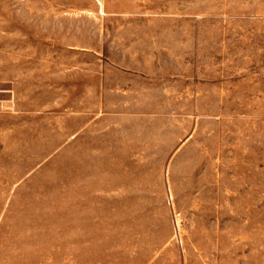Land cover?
<instances>
[{"label": "rangeland", "instance_id": "1", "mask_svg": "<svg viewBox=\"0 0 264 264\" xmlns=\"http://www.w3.org/2000/svg\"><path fill=\"white\" fill-rule=\"evenodd\" d=\"M0 264H264V0H0Z\"/></svg>", "mask_w": 264, "mask_h": 264}, {"label": "crops", "instance_id": "2", "mask_svg": "<svg viewBox=\"0 0 264 264\" xmlns=\"http://www.w3.org/2000/svg\"><path fill=\"white\" fill-rule=\"evenodd\" d=\"M117 67H115L116 69ZM119 68V72L123 73V77L126 76L129 77L131 80L129 81L131 84V86L133 88L136 87H140V86H146L144 87V89H142L143 91L139 90L140 92H134L132 94H130L127 90H120V88L116 89H112L110 90L111 93L108 94H119L120 95V99L118 100H114V102H109L112 103V106L110 107L111 110H109V112H103V116H110L113 119L116 118V120H112L111 121V125L114 123L115 128H119V131L117 133V140H125L127 139L126 137V133L124 132V129L127 128L125 123H130L131 125H139L136 124V122L139 121V119L143 118V117H148V118H154V117H159L160 113L159 110H161V106L159 104V102L155 101L153 102V91L152 89H154V84L153 79L154 77H151L148 73L143 72L142 70H137L136 68L132 67L130 68V66L125 65L123 67L118 66ZM139 78H143V79H148V83H141L138 81ZM147 91V92H146ZM149 93L150 92V96L149 98H144V96H146V94L144 93ZM107 92L105 91L104 94H106ZM108 102L107 100H105V103ZM115 103H118V106H114ZM153 103H154V107H153ZM139 104H147L146 107H144V109H142L143 106H139ZM142 110H147L145 113H143ZM151 110V111H149ZM152 110H156V111H152ZM106 113H110L109 115ZM124 121V123H123ZM132 121V122H131ZM156 124L158 125L159 122H156ZM134 125V126H135ZM153 125V124H152ZM123 128V130H122ZM121 130V131H120Z\"/></svg>", "mask_w": 264, "mask_h": 264}]
</instances>
